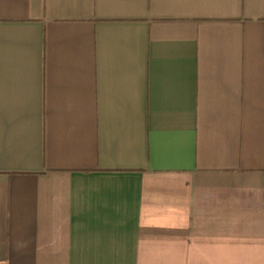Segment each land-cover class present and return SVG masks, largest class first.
<instances>
[{
	"label": "crops",
	"instance_id": "1",
	"mask_svg": "<svg viewBox=\"0 0 264 264\" xmlns=\"http://www.w3.org/2000/svg\"><path fill=\"white\" fill-rule=\"evenodd\" d=\"M0 264H264V0H0Z\"/></svg>",
	"mask_w": 264,
	"mask_h": 264
}]
</instances>
